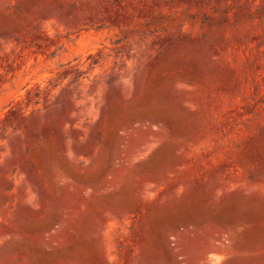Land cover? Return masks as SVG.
Wrapping results in <instances>:
<instances>
[{"label": "rangeland", "instance_id": "obj_1", "mask_svg": "<svg viewBox=\"0 0 264 264\" xmlns=\"http://www.w3.org/2000/svg\"><path fill=\"white\" fill-rule=\"evenodd\" d=\"M0 264H264V0H0Z\"/></svg>", "mask_w": 264, "mask_h": 264}]
</instances>
